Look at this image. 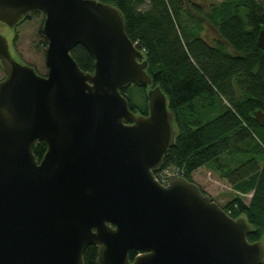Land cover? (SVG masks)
Returning <instances> with one entry per match:
<instances>
[{"label":"water","instance_id":"95a60500","mask_svg":"<svg viewBox=\"0 0 264 264\" xmlns=\"http://www.w3.org/2000/svg\"><path fill=\"white\" fill-rule=\"evenodd\" d=\"M34 10L45 14L46 75L0 32V264H85L91 245L97 264H263L245 217L184 176L156 178L175 114L122 11L100 0H0V23L13 28ZM78 45L93 71L74 58ZM132 84L149 87L147 115L121 92ZM254 117L264 127V110Z\"/></svg>","mask_w":264,"mask_h":264},{"label":"trees","instance_id":"16d2710c","mask_svg":"<svg viewBox=\"0 0 264 264\" xmlns=\"http://www.w3.org/2000/svg\"><path fill=\"white\" fill-rule=\"evenodd\" d=\"M100 1L122 11L127 34L148 61L152 87H161L175 114V143L154 174L159 178L169 169L194 182L202 167L216 172L234 192L222 208L246 218L250 242L263 241L264 127L254 113L264 110V50L258 45L264 0ZM206 24L218 37L208 35ZM72 54L82 70H94L95 59L84 46ZM148 89H121L135 113H149ZM46 151L44 141L33 147L38 161ZM97 256L96 246L87 247L85 264H97Z\"/></svg>","mask_w":264,"mask_h":264},{"label":"rangeland","instance_id":"374dc122","mask_svg":"<svg viewBox=\"0 0 264 264\" xmlns=\"http://www.w3.org/2000/svg\"><path fill=\"white\" fill-rule=\"evenodd\" d=\"M30 15V18L23 22H19L13 28L1 23L0 32L7 37L13 54L19 60L34 66L39 74L46 75L48 71L45 57L47 45L42 32L45 14L41 11L31 12ZM206 26V31L211 38L218 37L217 32L211 28L209 24H206ZM5 76L6 74L0 65V80L4 79ZM132 89L137 91L136 87ZM169 172L173 171L170 170ZM193 179L194 182L200 185L206 193L211 195L221 207L234 196L231 185L228 184L226 180L220 178L216 172L211 171L207 167L198 169L194 173ZM262 242L264 244V238Z\"/></svg>","mask_w":264,"mask_h":264},{"label":"built area","instance_id":"2783aa9c","mask_svg":"<svg viewBox=\"0 0 264 264\" xmlns=\"http://www.w3.org/2000/svg\"><path fill=\"white\" fill-rule=\"evenodd\" d=\"M170 170L169 169H167V170H165V171H163L162 173H161V175L159 176V178H158V180L159 181H161L163 184H165V185H167L168 184V182H169V179H170V177L172 176V175H180L177 171L176 172H174L173 170V172H169Z\"/></svg>","mask_w":264,"mask_h":264},{"label":"crops","instance_id":"0c3cea01","mask_svg":"<svg viewBox=\"0 0 264 264\" xmlns=\"http://www.w3.org/2000/svg\"><path fill=\"white\" fill-rule=\"evenodd\" d=\"M218 1H221V0H218Z\"/></svg>","mask_w":264,"mask_h":264},{"label":"flooded vegetation","instance_id":"af4514ba","mask_svg":"<svg viewBox=\"0 0 264 264\" xmlns=\"http://www.w3.org/2000/svg\"><path fill=\"white\" fill-rule=\"evenodd\" d=\"M33 12V11H32ZM1 24V23H0Z\"/></svg>","mask_w":264,"mask_h":264}]
</instances>
